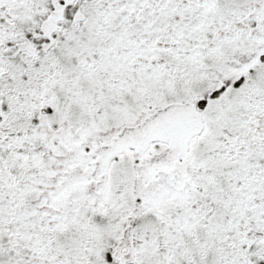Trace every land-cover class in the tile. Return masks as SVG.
Wrapping results in <instances>:
<instances>
[{"label": "snow or ice", "instance_id": "6c2138e0", "mask_svg": "<svg viewBox=\"0 0 264 264\" xmlns=\"http://www.w3.org/2000/svg\"><path fill=\"white\" fill-rule=\"evenodd\" d=\"M0 264H264V0H0Z\"/></svg>", "mask_w": 264, "mask_h": 264}]
</instances>
